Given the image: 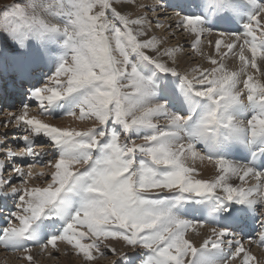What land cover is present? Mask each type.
I'll return each mask as SVG.
<instances>
[{"label": "snow or ice", "instance_id": "1", "mask_svg": "<svg viewBox=\"0 0 264 264\" xmlns=\"http://www.w3.org/2000/svg\"><path fill=\"white\" fill-rule=\"evenodd\" d=\"M136 6L14 0L0 8V71L31 82L47 68L46 82L30 83L27 93L40 115L93 121L87 129L55 126L30 116L27 103L10 114L5 127L22 126L23 147L8 148L5 135L0 152L48 171L13 166L16 187L0 161V196L15 202L0 246L30 253V245L64 242L89 264L104 254L105 241L119 240L141 250L140 264H232L238 257L255 264L235 237L251 221L264 247V3L197 0L198 12L177 5L175 24L193 35V49L212 24L239 23L237 31H218L215 55L207 57L212 67L191 76L172 66L178 49L151 34L153 23L163 25L146 13H158L165 0L139 5L141 12ZM229 57L238 67L225 63ZM40 136L51 154L34 151ZM189 161L213 164L215 176L195 178ZM248 177L254 185L246 186ZM205 225L210 235L197 246L187 233Z\"/></svg>", "mask_w": 264, "mask_h": 264}, {"label": "bare ground", "instance_id": "2", "mask_svg": "<svg viewBox=\"0 0 264 264\" xmlns=\"http://www.w3.org/2000/svg\"><path fill=\"white\" fill-rule=\"evenodd\" d=\"M153 1V0H152ZM167 1V0H166ZM137 3V2H136ZM140 3V2H139ZM138 3V4H139ZM150 3V2H149ZM166 3V2H165ZM147 4V3H146ZM155 4V3H154ZM177 5H183L184 6V8H185V10L186 11H188V12H198L199 11V9L197 8V0H180V1H177V2H175V5H173V6H168V7H166V8H164L162 11H160L161 12V14L162 15H158V16H164V15H166V17H167V15H171V14H173L172 12L173 11H176V14L174 15V17H173V19H165L164 21H162L163 19H160L162 22H163V27H161V29L163 30V33H165L167 36H168V34H174L173 35V37H176V39L178 40V41H175V42H178V44H177V46H175L178 50H181V49H179V48H181L182 46H183V48L185 47H189V49H193L192 47L190 48V46H192V44L194 43V37H193V35L192 34H190L189 32H187V31H184L183 29H181V28H179V27H177L176 26V24H175V22L176 21H178L179 19H180V17L177 15V12L178 11H180V9L177 7ZM176 7H177V9H176ZM141 10L142 9H139L138 8V6H136L135 7V9H134V11L135 12H141ZM173 10V11H172ZM126 11H133V9H131V8H129V9H126ZM149 14V13H148ZM153 15H154V13H152ZM157 14V13H156ZM157 16V17H158ZM176 16V17H175ZM154 17V19H155V16H153ZM213 20L215 19L214 17L212 18ZM160 24H161V22H160ZM169 24H172L173 26L171 27V28H169L168 26H169ZM153 26H156V25H153ZM212 27H213V31H219V30H223V31H225V32H228V31H237V30H239V23L238 22H236V23H231V22H229V23H223V22H217V23H214V24H212L211 25ZM157 28V27H156ZM213 31H212V33H213ZM161 32V31H160ZM180 32H184L183 34V36H184V38L182 39V37H178L177 35L180 33ZM151 34L152 35H154L153 34V32L151 31ZM162 36V35H161ZM164 36V35H163ZM156 37H159V36H157L156 35ZM204 37H208L207 39L208 40H206L205 39V42L206 43H204V44H199V46H198V48L197 49H193L191 52H190V50H188L187 48V50H186V52H182V53H175V59H176V63L174 64V65H172V66H175V67H177V70L179 71V72H181L182 74L183 73H188L190 76H191V74H192V69H195V68H200V69H203V68H210V66L212 67V65L208 62V59H207V57L211 54V55H215V51H214V45H215V41L217 40H214V42H213V40H211V38L212 37H215L214 35H210L209 36V33H205L201 38H204ZM210 37V38H209ZM160 38V37H159ZM161 38H163V37H161ZM209 41H211V42H213V43H211V45H209ZM184 42V44H182ZM186 42H188V44H186ZM9 47H10V45H9ZM163 47H165L164 45H163ZM165 48H167V47H165ZM186 54H188L189 56H190V58H186ZM193 57H195L194 59H193ZM165 59H167V58H165ZM197 62L198 61V65H197V67L196 66H194L193 64H192V62ZM169 63H171V61H168ZM210 64V66H208L207 64ZM225 63L226 64H228V66L230 67V68H235V67H238V62L237 61H235L233 58H231V57H229V58H227L226 60H225ZM195 64V63H194ZM44 71H47V73H48V69L47 68H44V70H43V72ZM43 72L41 73V74H43ZM1 73V72H0ZM11 75V74H10ZM39 74H37V73H35V74H33V79L31 80V82H29V81H26V80H17V85L14 87L13 85V83H10L9 81H11V76H9V75H7V77H6V79L8 80V82L10 83V89H11V91H12V94H10V90L9 89H7V92H5L4 91V88H2V87H0V91H2L1 93L2 94H0V108L2 107L1 106V104H3V102H4V98H6V99H9L10 101H11V104H7V106H6V109H8V112L9 113H6L7 114V116H8V118L10 117V114H19V112H20V109H21V106H22V104H24V103H27V104H29V106L31 107V106H37V108L36 109H34V111L33 112H37L39 115V119H42V120H44L46 123H50V124H53V125H55V126H59V125H61L62 123L60 122V121H51V120H49V118H52L53 119V117L52 116H47V117H44V116H41L40 115V110H39V106H38V102H36V101H34V100H32V99H30L29 97H28V95L26 94V93H28V90H29V87H30V83L32 84V85H35V86H38L37 85V83H36V80H35V76L37 77ZM8 76L10 77V78H8ZM16 78V77H15ZM14 78V79H15ZM38 78H39V76H38ZM17 79V78H16ZM262 79H264V78H262ZM21 81H24V82H26V84H25V87H23L22 88V84H20V82ZM33 82H34V84H33ZM19 89H22V92H21V94H22V98H24L23 97V95L24 94H26L27 95V97H26V99H25V101L21 104V103H19V105H18V110H10L11 109V107L13 106V108L15 109L16 108V103L18 102L16 99H18L19 97H21V95L19 96ZM24 89V90H23ZM21 91V90H20ZM25 96V95H24ZM18 100H20V99H18ZM13 102H14V105H13ZM5 105H6V103H5ZM9 105H12L11 107L9 106ZM29 107V108H30ZM30 111L32 112V109L30 110L29 109V115L30 116H32V115H34V114H32V113H30ZM1 112V111H0ZM6 112V111H5ZM36 113V114H37ZM58 117H60V116H58ZM57 117V118H58ZM1 118V117H0ZM164 120H159L158 121V123L159 122H163ZM54 122V123H53ZM80 122V121H79ZM62 125H65L66 126V123H63ZM67 125H72V123H70V124H67ZM74 126H68V127H72V128H77V129H81L83 126H82V124L81 125H78V124H73ZM21 131V130H20ZM38 138V140H42L41 139V136L40 137H37ZM11 139V138H10ZM17 139H19V138H17ZM45 141H47V138L45 139ZM138 141H140L139 139H138ZM40 143H43L44 145H45V143L44 142H41L40 141ZM48 143H50V142H48ZM142 143V142H141ZM43 144H39V146L40 145H43ZM38 147V146H37ZM45 147V149H48V148H46V145L44 146ZM44 147L43 146H40V148H38V150L39 149H44ZM52 150V149H51ZM47 153H50V151H48ZM244 153H236L235 155H236V158H241V156L243 155ZM46 158H48V156H46ZM12 163V162H11ZM189 165L190 166H192V167H195L197 170H198V172H199V175L198 176H196L197 177V179H211V178H213L214 176H215V174H216V172H215V167H214V165L213 164H211V163H209V162H207V161H204L203 163H201V162H199V161H196L195 163H193L192 161H189ZM10 173L12 172V171H9ZM9 173V174H10ZM11 174H13V175H15L16 176V174L14 173V172H12ZM9 179H11V181H12V184H14V182H15V180L14 179H12V177H10V176H8V175H6ZM12 176V175H11ZM255 180V179H254ZM234 183H238L239 181L238 180H235L234 179V181H233ZM15 185V184H14ZM5 191H6V189H5ZM6 198H10V196L9 197H6ZM6 201V200H5ZM8 201H10V200H7V203H9ZM9 205V204H8ZM7 205V206H8ZM1 209H3V208H1ZM10 211H12V209H8V208H6V210H5V212H3L2 211V214L4 213V214H7L8 215V213L10 212ZM1 219V218H0ZM2 221V220H1ZM0 221V222H1ZM1 225V224H0ZM204 228H206L207 230H209L210 231V229H211V227H209L208 225H205L204 226ZM248 228V227H247ZM247 228L245 229V231H244V233H245V235L249 238L250 237V234H249V232L247 231ZM190 233V234H189ZM189 233H187L189 236H187V238H189L190 240H192L193 242L194 241H196V245L197 246H199V244L202 242V240L203 239H205V238H207V236L208 235H204V234H202V233H200L199 232V230H198V228L196 229V231H189ZM108 242V241H107ZM59 243V245H57V247L56 248H52L51 246H49L48 247V249L46 248V249H31V251H30V253H18V254H16V255H9L10 257H13L14 259H19V261H14V262H10L11 264H27V262H29L25 257L27 256V255H31L32 257H33V261H34V264H45L43 261H41V259H45L46 260V258H44L43 256L42 257H40V255L39 254H42V255H46V256H48L50 253H51V250H57L58 252H62L63 254H66L65 255V257L64 258H61L62 259V262H61V264H85V261H84V259H83V257L82 256H80V255H78L79 257H80V260L79 259H77L78 261H73V259L72 260H70V252H74L73 254H76L75 253V251L72 249V247L71 246H69V245H67L66 243H64V242H58ZM111 243V242H110ZM117 243V242H116ZM124 243V242H123ZM109 244V243H108ZM125 244V243H124ZM249 240H245V242L243 243V245H244V248L246 249V250H248V251H250L251 252V254L253 255V256H255L256 257V262H255V264H263L264 263V249L262 248H258V247H253V249H252V251H251V249H250V247H249ZM252 246V245H251ZM110 247H112V248H115V249H117V248H119V244H111L110 245ZM127 247V245L125 244V248ZM119 249H121V248H119ZM118 249V250H119ZM0 250H6L3 246H0ZM43 251V252H42ZM1 252V251H0ZM123 253V252H122ZM125 253V252H124ZM4 254V253H3ZM2 254V255H3ZM62 254V255H63ZM1 255V254H0ZM5 255V254H4ZM52 255V254H51ZM59 255H60V253H59ZM61 255V256H62ZM98 255V254H97ZM242 255L243 254H241V257H242ZM6 256V255H5ZM139 257V253L137 254V253H135L134 255H133V257ZM9 258V257H8ZM69 258V259H68ZM131 258V257H130ZM21 259V260H20ZM75 259V258H74ZM102 259H104V258H102ZM101 259V260H102ZM114 259V258H113ZM127 259H129V257L128 256H126V258H125V262L126 263H128L129 262V260H127ZM96 260V259H95ZM94 260V261H95ZM134 260V259H133ZM11 261H13V260H11ZM99 263H100V261H99V259L97 260ZM107 261H109V259H107ZM111 261V260H110ZM119 261V260H118ZM121 261H123L122 259H121ZM93 262V261H92ZM49 263H51V262H49ZM91 263V262H90ZM109 264L111 263V262H108ZM120 263V262H119ZM0 264H6V263H4L3 261H1L0 260ZM93 264V263H92ZM111 264H115V263H111ZM232 264H241V258L240 257H238L237 258V260H236V263H234V262H232Z\"/></svg>", "mask_w": 264, "mask_h": 264}, {"label": "rangeland", "instance_id": "3", "mask_svg": "<svg viewBox=\"0 0 264 264\" xmlns=\"http://www.w3.org/2000/svg\"><path fill=\"white\" fill-rule=\"evenodd\" d=\"M177 1H180V0H165V4H166V7H168V6H173V5H175V2H177ZM14 2V0H0V8H3V6L4 5H10V4H12ZM136 5L138 6V8L139 9H141L140 7H139V5H142V4H146L147 3V5H154V3H156V0H136ZM140 2V3H139ZM150 2V3H149ZM260 3H264V0H260L259 1ZM139 3V4H138ZM165 7V8H166ZM174 7V6H173ZM164 9V8H163ZM163 9H160V10H158V13L156 14V13H154V15L151 13V12H149V14L148 13H146L150 18H152L154 21L155 20H157L158 19V21H159V23L161 22V24L162 25H164L163 24V22L162 21H164L165 19H173V17H174V15L176 14V11H173L172 13L173 14H171V15H167V17H166V15H164V16H158V15H162L161 14V12L160 11H162ZM176 9H177V7H176ZM141 11H143V9L141 10ZM153 16H155V19H154V17ZM158 16V17H157ZM176 17V16H175ZM0 19H2V18H0ZM160 19H163L162 21L160 20ZM153 25H156L155 23H153ZM152 25V28H151V31L153 32V34L156 36H159L160 38L161 37H163L162 39L165 41V43H164V46L165 47H167V48H176L175 46H177V44H178V42H175V41H178L177 39H176V37H173V35L174 34H168V36L165 34V33H163V30L161 29V27H159V28H156V26H153ZM180 28V27H179ZM182 29V28H181ZM161 31V32H160ZM184 32H180L177 36L179 37H182V39L184 38V34H183ZM218 31L216 32V31H213V33L211 32V33H209V36L210 35H214L215 37H212L211 38V40H213V42H214V40H216V39H219L220 37L218 36ZM162 35V36H161ZM164 35V36H163ZM158 37V38H159ZM208 38V37H207ZM206 37H204V38H201V42H200V44L202 45V44H204V43H206L205 42V39L206 40H208ZM210 38V37H209ZM225 40L227 39V37H225L224 38ZM212 42V43H213ZM182 44H184V42L182 43ZM186 44H188V42H186ZM209 45H211L210 43H209ZM192 46H190V48H191ZM187 48V47H186ZM185 47L183 48V46L181 47V48H179V49H181V50H178L177 51V53H182V52H186V50L188 49V50H190V52L193 50H191V49H189V47L186 49ZM187 50V51H188ZM186 58H190V56L188 55V54H186ZM195 57H193V59H194ZM196 59V58H195ZM195 63V64H194ZM192 64L194 65V66H196L197 67V65H198V61L196 62H192ZM208 66H210V64L208 63L207 64ZM211 67V66H210ZM1 73H0V87H2V88H4V91L5 92H7V89H9L10 91H11V89H10V83H13L14 85V87L17 85V80L18 79H16L15 78V76L14 75H10V73H8V74H6V73H4V72H2V71H0ZM33 74H35V73H33ZM46 74H47V71H44L43 72V74H41V73H39V78H38V76L36 77L35 76V80H36V83H37V85L38 86H42V84L43 83H45L46 82V80H45V76H46ZM7 75H9V76H11L12 78H11V81H9V82H7V79H6V77H7ZM8 76V78H10ZM15 78V79H14ZM20 84H22V88L23 87H25V84H26V82H24V81H21L20 82ZM33 84H34V82H33ZM21 90V91H20ZM24 90V89H23ZM2 91H0V94H2L1 93ZM19 96L21 95V97H19L18 99H20V100H18V99H16L18 102L16 103V108L14 109L13 108V106L12 105H9L10 107H11V109L10 110H18L17 108H18V105H19V103H23L24 101H25V99H26V97H27V93L26 94H24L23 95V97L24 98H22V94H21V92H22V89H19ZM10 94H12V91L10 92ZM5 103H6V105H5ZM11 104V101L9 100V99H6V98H4V102H3V104H1V108H0V140H2V139H4V137H5V135H6V137H7V139H6V144H7V147L8 148H11L12 150H14V151H19L20 150V148L21 147H23V142H22V140L20 139V137H22V135H24L25 133L23 132V129H22V126H18L15 122H12V123H9L6 127H5V121L6 120H8L9 118H8V116H7V114L6 113H9L8 112V109H6V106H7V104ZM13 105H14V102H13ZM37 108V106H31L29 109L31 110L32 109V112L30 111V113H32V114H34V115H36L37 117H39L38 115V113L35 111V112H33L34 111V109H36ZM6 111V112H5ZM37 113V114H36ZM44 117H47V116H44ZM49 120H51V121H60L62 124L63 123H66V126L65 125H59L60 127H68V126H74L73 124H78V125H81L82 124V128L81 129H87V128H89V127H91L92 125H93V121H90V120H85V121H80L79 122V120H74L72 117H68V116H60V117H58V118H49ZM161 120H163V119H161ZM54 123V122H53ZM70 123H72V125H67V124H70ZM166 123V121L164 120L162 123L161 122H159V124L160 125H164ZM21 130V131H20ZM11 138V139H10ZM17 138H19V139H17ZM16 139V140H15ZM41 139L42 140H38V138H36V144H35V148H34V151H37V152H48V151H50V153L49 154H51V152H52V150H51V147H50V143H48L49 141L47 140V141H45V137H43V136H41ZM122 139H123V137H122ZM40 141L41 142H44L45 143V145H46V148H48V149H45V145L43 144V143H40ZM137 143H141V142H143L142 140H140V141H136ZM39 144H43V145H40V146H43L44 147V149L42 148V149H39L38 150V148H40V146H39ZM38 146V147H37ZM48 158H46V156L44 157V160L46 161ZM0 161H2L4 164H5V166H6V168H5V172H4V177H5V179H9L6 175H7V172L6 171H8V173H10L9 171H12L11 169H12V167L13 166H16V167H20V166H23V168H24V171L25 172H27V171H29V168L27 167V165L28 164H33V167L31 168V171L33 172V173H39V172H41V171H44V172H47L48 171V168L46 167V164H41V163H38V162H33V160L31 159V158H26L25 160H23V161H21V160H19L18 162H15V161H13V160H9V159H7L4 155H3V153L2 152H0ZM12 162V163H11ZM12 173V172H11ZM8 174V176H10V177H12V179H14L15 180V182H14V184H13V186H16V187H22V185L20 184V177H18L17 175L15 176V175H13V174ZM12 175V176H11ZM195 178H197V177H195ZM247 179V185L246 186H251V185H254L255 184V180H254V178H252V177H248V178H246ZM31 184H36V183H38V181L37 180H32L31 182H30ZM239 183V182H238ZM6 191H7V188H6ZM163 194L164 195H168V193L167 192H163ZM6 200V201H5ZM7 200H10V201H8L9 203H7ZM14 200L10 197V198H6V196H0V227H2V226H4V218L7 216V214H1V212L3 211V212H5V210H6V208H8V209H12V210H14ZM9 204V205H8ZM8 205V206H7ZM5 206V207H4ZM3 207V209L1 210V208ZM6 215V216H5ZM254 224V223H253ZM257 226V229H258V225H256ZM198 230H199V232L200 233H202V234H204V235H210V231L209 230H207L206 228H204V227H202V228H199L198 227ZM189 233V232H188ZM190 234V233H189ZM187 236H189L188 234H187ZM111 242V243H110ZM117 242V243H116ZM109 243V244H108ZM125 243V242H124ZM123 243V241H119V240H111V241H105L103 244H102V246H101V252H103L104 254L103 255H100V254H96V253H94V255H95V261L93 260V262L91 261V263L89 262V264H109L108 262H113V263H115V264H140V261H141V250L140 249H133L132 247H130V246H127L126 248H125V244ZM194 243H196V241H194ZM252 244H256V242L255 241H253V242H251ZM111 244H119V248H121V249H119V248H117L116 249V251H115V254H113L111 251H109L108 249H109V246L111 245ZM58 245H59V243H58ZM30 247H31V249H41L38 245H30ZM249 247H250V249H251V251H252V249H253V247H257V246H251V244H249ZM259 248V247H258ZM48 249V248H47ZM119 249V250H118ZM260 249V248H259ZM262 249V248H261ZM264 249V248H263ZM1 252H0V260L1 261H3L4 263H6V264H11L12 262H14V261H19V259H14L13 257H10L9 255H16V254H18V253H25V252H23V251H11V250H0ZM264 251V250H263ZM43 252V251H42ZM123 252V253H122ZM125 252V253H124ZM6 255H4V254ZM59 253H60V255H59ZM74 252H70V260H72L73 259V261L75 260V261H78L77 259H79L80 260V257L77 255V254H73ZM135 253H139V257L137 256V257H133V255L135 254ZM3 254V255H2ZM52 254V255H51ZM62 252H58L57 250H51V253L48 255V256H44V255H42V254H39L40 255V257H44V258H46V260L44 259H41V261H43L45 264H61V262H62V259L61 258H64L65 257V255L66 254H63ZM62 255V256H61ZM67 256V255H66ZM126 256H128L129 257V259H127V260H129V262L128 263H126L125 262V257ZM9 257V258H8ZM131 257V258H130ZM75 258V259H74ZM102 258H104V259H102ZM114 258V259H113ZM69 259V258H68ZM99 259V261H100V263L97 261ZM102 259V260H101ZM107 259H109V261H107ZM121 259L123 260V261H121ZM134 259V260H133ZM11 260H13V261H11ZM21 260V259H20ZM111 260V261H110ZM119 260V261H118ZM11 263H10V262ZM35 261V260H34ZM34 261H33V259H32V261L31 262H27V264H34ZM20 262V261H19ZM49 262H51V263H49ZM120 262V263H119ZM110 263V264H111ZM234 263H236V261H234ZM264 264V263H263Z\"/></svg>", "mask_w": 264, "mask_h": 264}]
</instances>
